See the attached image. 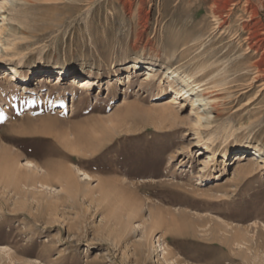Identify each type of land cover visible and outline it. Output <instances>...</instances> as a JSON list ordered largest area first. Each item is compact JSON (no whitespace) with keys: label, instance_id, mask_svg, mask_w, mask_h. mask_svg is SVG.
Masks as SVG:
<instances>
[{"label":"rangeland","instance_id":"374dc122","mask_svg":"<svg viewBox=\"0 0 264 264\" xmlns=\"http://www.w3.org/2000/svg\"><path fill=\"white\" fill-rule=\"evenodd\" d=\"M4 15L0 264H264V0H0ZM168 74L198 81L181 96Z\"/></svg>","mask_w":264,"mask_h":264},{"label":"bare ground","instance_id":"6f19581e","mask_svg":"<svg viewBox=\"0 0 264 264\" xmlns=\"http://www.w3.org/2000/svg\"><path fill=\"white\" fill-rule=\"evenodd\" d=\"M10 1V0H7V2ZM234 2V1H233ZM211 10V9H210ZM222 7L218 4V3H215V5L212 6V10H211V13L216 17V19L219 21V23H223L225 20L223 19V16H222ZM224 14V13H223ZM226 14V13H225ZM229 14L227 13L226 16H228ZM251 15V14H250ZM9 24V21H8V17L7 16H3L2 18V21L0 23V32H2L3 30H5L6 26ZM242 28V27H241ZM252 34V33H251ZM251 36H248V40H250ZM252 38V37H251ZM240 39V38H239ZM246 40V38H245ZM247 41V40H246ZM261 41V39L259 40ZM257 42V41H256ZM259 42L256 43V45H258ZM203 63V62H202ZM148 70L146 72L147 75H149L147 77V79H151L154 80L156 77H157V72L160 71V69H158V66L156 67V65L154 64H149L148 65ZM32 67H27V69H30ZM64 67H61L60 69L62 70ZM255 68L258 70V71H264V62L262 60H260L259 62H256L255 64ZM24 70H26V67H24L23 65L21 64H13V65H10L8 68H5L1 71V75H2V83H5V84H8V83H11L15 80L18 79V76L16 77V75H18L17 73H20V72H24ZM196 72V71H195ZM93 71L92 72H89L87 73V75L89 74V77L87 76H82V79H80L78 81V86L79 87H82V86H86L88 84L91 83V80L93 79L92 78V75H93ZM174 74V73H173ZM173 74H168V78H169V86L171 87V89H173V92L179 94V95H187L189 94L190 90L186 89L187 87H190L192 85L193 82H197L198 79H194V74H188V80H183V83H185L186 85L182 84V82H180V80H178L176 77L173 76ZM29 75V74H28ZM130 76V72H129V75ZM131 77V76H130ZM57 79H62L60 78V75H57ZM161 79V82H162V78ZM39 81L40 82H49V81H52L51 79V76L50 75H46V74H42L39 76ZM74 93V92H73ZM203 96V95H202ZM199 100H201V96L199 95L198 96ZM169 99V98H168ZM170 102V101H166L165 103H163L164 105H162V107H159L157 108V111L159 114H161V118H164V119H169L170 116L172 115V113L174 112V109L173 107H171L170 105H168L167 103ZM171 104V103H170ZM200 123V122H199ZM255 146H257L259 149H262L264 151V143H256ZM254 146V147H255ZM207 150L206 152H210V150H208V147H206ZM253 148V147H252ZM226 156H228V154L226 153L225 154ZM214 154H210L209 157H213ZM236 157H237V160H236V170H239L241 168H243V166L245 164L248 165L249 169L248 171L250 170H253L255 168V164L257 163H254L253 160L257 158L256 156V153H249L247 154L245 151H241V152H238L236 153ZM33 164L32 161L28 160L26 161L25 163V167H29ZM46 164V163H45ZM52 164V163H51ZM51 164H49L50 168H51ZM36 168L40 167L38 164H34ZM54 165V163H53ZM47 167V165H46ZM54 166H52L53 168ZM47 170L49 169L46 168ZM16 170V169H15ZM14 168H13V165L10 164V162L7 160V161H4V160H1L0 159V176H12V174H14L13 172L15 171ZM46 170V171H47ZM60 170V169H59ZM67 170V169H66ZM63 170L61 169V172ZM70 171V170H69ZM36 176L38 174V171L37 170H34ZM48 173V172H47ZM68 172L66 173H63V175L61 176H64L62 177V179L64 180V182L66 181L68 187H74L73 186V183H72V180L69 179V177H71L70 175L67 174ZM70 174V173H69ZM46 175V174H45ZM55 175V174H54ZM88 175V174H86ZM19 176V174H18ZM22 176V175H21ZM43 176V175H41ZM49 176H51L49 174ZM56 176V175H55ZM20 177V176H19ZM48 177V176H47ZM53 177V176H52ZM9 178V177H8ZM22 178V177H21ZM55 178V177H54ZM5 179V178H4ZM41 180H39V182L45 186V187H50V186H53V181H52V178H49V179H45V176H43V178H40ZM15 180V179H14ZM5 181V180H4ZM7 181V180H6ZM28 182H31V183H35L36 180L33 178V176H30V175H27L25 176L24 178L22 179H18L17 180V184H27ZM4 183V182H2ZM11 184V183H10ZM7 185V184H6ZM5 185V186H6ZM28 185V184H27ZM223 186V184L220 182V181H214V182H211L208 184V188L206 189L208 192L210 193H216L218 192L219 190H221V187ZM14 189V188H13ZM107 189V185H105V183H100L97 188L95 189V192H103L105 193ZM17 191V190H16ZM22 193V191H20ZM18 192V193H20ZM24 194V193H23ZM95 199V198H94ZM134 213V212H133ZM161 219V218H160ZM156 221V220H155ZM159 221V219H158ZM159 224V223H158ZM155 225V224H153ZM165 250V249H164ZM165 257V256H164ZM165 260H167V258H165Z\"/></svg>","mask_w":264,"mask_h":264}]
</instances>
